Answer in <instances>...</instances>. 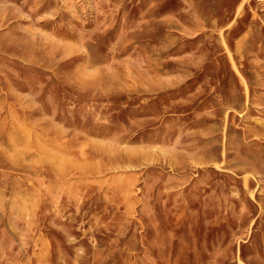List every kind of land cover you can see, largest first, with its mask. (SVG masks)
Returning <instances> with one entry per match:
<instances>
[{
    "label": "rangeland",
    "instance_id": "rangeland-1",
    "mask_svg": "<svg viewBox=\"0 0 264 264\" xmlns=\"http://www.w3.org/2000/svg\"><path fill=\"white\" fill-rule=\"evenodd\" d=\"M0 264H264V0H0Z\"/></svg>",
    "mask_w": 264,
    "mask_h": 264
}]
</instances>
